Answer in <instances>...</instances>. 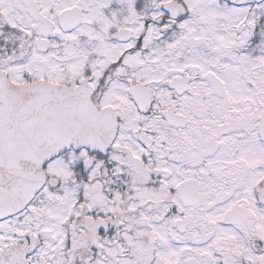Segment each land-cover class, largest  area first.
<instances>
[{
	"label": "snow or ice",
	"instance_id": "obj_1",
	"mask_svg": "<svg viewBox=\"0 0 264 264\" xmlns=\"http://www.w3.org/2000/svg\"><path fill=\"white\" fill-rule=\"evenodd\" d=\"M0 264H264V0H0Z\"/></svg>",
	"mask_w": 264,
	"mask_h": 264
}]
</instances>
